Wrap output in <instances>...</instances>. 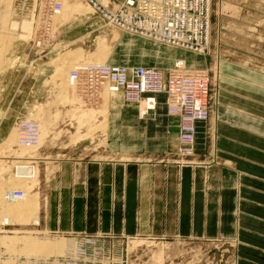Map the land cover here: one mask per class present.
<instances>
[{
  "label": "crops",
  "instance_id": "0c3cea01",
  "mask_svg": "<svg viewBox=\"0 0 264 264\" xmlns=\"http://www.w3.org/2000/svg\"><path fill=\"white\" fill-rule=\"evenodd\" d=\"M215 11L209 54L186 51L191 65L215 62L220 82L218 103L198 122L196 162H174L168 149L178 135L165 93L155 113L118 103L109 110L107 156L54 157L32 188L37 215L0 219V264H28L34 236L52 231L238 240L240 264H264V0H216Z\"/></svg>",
  "mask_w": 264,
  "mask_h": 264
},
{
  "label": "rangeland",
  "instance_id": "374dc122",
  "mask_svg": "<svg viewBox=\"0 0 264 264\" xmlns=\"http://www.w3.org/2000/svg\"><path fill=\"white\" fill-rule=\"evenodd\" d=\"M60 1L63 3V12L57 19L53 13L46 17V11H42L48 9L49 4L45 0H0V219L5 222L14 219L25 220L35 215L32 200L35 197L31 198L35 193L32 192V188L39 182V174L42 175L46 169H54V157L92 158L108 154L106 139L109 110L113 107L111 100L116 103L127 101L120 93L107 90L109 88L106 86L100 90L96 101H87L86 97L79 93V86L70 77L72 69L84 63L96 62L117 63L136 60L140 61V64L148 62L154 64L158 61L165 62L172 56H180L181 54L177 52L191 56V59L183 58L187 63L188 60H193V55L186 53L187 49H175L151 39L127 34L128 32L120 34L105 25L99 16L94 15L91 8L83 2L84 0ZM77 6L87 10L84 13L78 10ZM215 10L216 0H212L213 17L216 15ZM45 20L49 21V24L50 21L54 23L53 34H49ZM61 20H64L63 24ZM49 39L51 42L43 43H47L48 46L42 45L41 40ZM210 51L211 46L205 54L208 55ZM192 53L195 56L205 55L194 51ZM199 60L200 58L197 60L198 63ZM212 62L202 67L209 68L212 72L211 87L215 91L216 87H220V82L218 83L217 80L215 62ZM22 119L39 122L41 140L38 146L20 143L19 122ZM215 128V125L211 124V132ZM168 149L174 158L180 155L171 147ZM36 157L40 158L39 162L34 159ZM26 161L31 164L30 167L36 168L37 177L33 179L36 178L38 181H23L24 184L12 188L10 182H15L12 180L15 178L12 173L23 168L20 163L25 164ZM176 161L174 159V162ZM12 163H15L14 168L10 165ZM22 173L20 172V175ZM6 178L9 179L8 183ZM27 188L29 192L22 201L6 199L8 191L13 189L24 191ZM71 233L77 232L52 231L42 234L45 236L35 235L34 238L38 240L39 237H57L62 242L60 244L67 247L66 235ZM79 233L101 236L99 243L104 245L105 252H112L122 261H116L118 259L116 256L113 260L112 257L98 256L100 260L96 264H240L242 262L238 256V240L115 236L86 231ZM65 247L57 253L45 254L44 251H38L32 261L29 257V262H26L41 264L46 258L64 255L67 249Z\"/></svg>",
  "mask_w": 264,
  "mask_h": 264
},
{
  "label": "built area",
  "instance_id": "2783aa9c",
  "mask_svg": "<svg viewBox=\"0 0 264 264\" xmlns=\"http://www.w3.org/2000/svg\"><path fill=\"white\" fill-rule=\"evenodd\" d=\"M45 1L49 4L48 9L42 10L46 11V17L59 11L62 6L60 0ZM89 1L97 5V0ZM163 1H166L167 6L166 8L164 6L163 20L159 21V25L152 23L156 21L155 16L150 14L148 9L142 10L141 2L147 5L145 0H124L125 8L119 10V16L114 20L124 25L125 20L130 19L126 28L133 33L141 32L140 34L161 39L173 46L197 53L207 50L210 44L212 0H181L180 4L173 0ZM98 7L100 11H105L102 4L98 3ZM170 7L173 9L172 14L167 13V8ZM124 14L126 18H123ZM179 16L182 18L180 22L177 21ZM147 17L150 19L146 23ZM183 17L186 20H183ZM46 22L49 34H53L52 22L50 21V24L49 21ZM49 41L50 39L46 42ZM41 42L42 45L48 46L47 43L43 44L44 40ZM262 68L264 69V65ZM211 73L209 68L191 66L183 58H176L168 67L94 63L72 70L71 75L79 86V93L85 96L87 101H96L100 88L109 82L111 89L123 92L127 102L137 104L142 115L155 113L158 104L157 94L165 93L167 112L177 119L178 142L172 149L180 154L175 158L176 162L180 163L181 159L194 160L191 156L197 151L198 122L210 117L213 105L217 102L219 88L216 87L213 91ZM21 129L27 128L21 123ZM29 130L34 137L36 130L32 128ZM23 195L24 191L21 189L8 192L11 199L22 198ZM67 236L77 243V252L58 258L53 264H96L100 260L98 256L112 257V260L116 256L112 252H105L104 245L99 243L101 236L97 234L77 232ZM116 257L118 258L116 261H120L119 256ZM49 260L52 264V258Z\"/></svg>",
  "mask_w": 264,
  "mask_h": 264
},
{
  "label": "bare ground",
  "instance_id": "6f19581e",
  "mask_svg": "<svg viewBox=\"0 0 264 264\" xmlns=\"http://www.w3.org/2000/svg\"><path fill=\"white\" fill-rule=\"evenodd\" d=\"M145 1H147V5L145 3H142L141 2V8H142V10L143 9H148L149 13L152 14L153 16H155V20L156 21H153L152 23L153 24L156 23L157 25H159V21H162L163 20V13L165 11L164 10V6H165V8L167 6L166 1H163V0H145ZM173 1H178L177 2L178 4L181 3V0H173ZM83 2L85 4H87L91 8V11H92V13H94V15L99 16V18L104 22L105 25H107L108 27H111L112 29H114L117 32H119L120 34L127 33L128 32L127 34L136 35V36H139V37H142V38H146V39H151V40H154L157 43L166 44V45H169L171 47L181 49V47L173 46L172 44L167 43L166 41H162L161 39H158L157 40V39H154V38H150V36H147V35H144V34H140L141 32L140 33H133L132 31H130L129 28H128L129 30L126 28L127 25H129V23H130L129 22L130 19H128L127 21L125 20V24L124 25H122L120 23L118 24V22H116L114 20V18H118V16H119V10L125 8V6H123L124 0H106V1L97 0V5L91 3L89 0H84ZM98 3H100V4L103 5V7L105 8V11H100L99 10ZM61 4H62V6H61L60 10L57 11L56 13H53V16L55 15V18H57L58 16L62 15V12H63V3H61ZM77 8L80 11H84V13L87 10V9L85 10L84 8H80L79 6H77ZM172 10L173 9L171 7L170 8H167V13H171L172 14ZM124 17L126 18V15L125 14L123 15V18ZM149 19L150 18L147 17V20H145V22L147 23V21ZM181 20H182V18L179 16L177 18V21L180 22ZM183 20H186V18L183 17ZM63 22H64V20H61V24H63ZM51 24H52V29H55L54 23L52 22ZM194 29L196 30L197 28H194ZM44 42H46V41H44ZM41 46H37V47L39 48ZM209 46H210V44H209ZM182 49H184V48H182ZM186 51L192 52V50H189V49H187ZM207 51H208V49L207 50H204L202 52H199L198 54H205ZM177 53L181 54L180 56H183L181 58H184V59L190 58L191 59V56H189V55L185 56L182 52H177ZM96 63L106 64V63H110V62H96ZM91 64H94V63H87V64L84 63V64H82L80 66H86V65H91ZM80 66H77L74 69L80 68ZM74 69H72V70H74ZM72 70L70 71V77H71V79L73 81H75L73 79L72 75H71ZM217 77H218V75H217ZM104 86H106L107 88H109L107 90L113 91L112 93H116L117 92V93H120L121 95H123V92L121 90H119V89L118 90L111 89L109 82L104 83L103 86L100 88V90H102L104 88ZM123 98H124V95H123ZM111 101H112V106H116L118 104V102L116 103L114 100H111ZM120 103H121V101H120ZM129 103H131V102H129ZM21 123L24 124L25 128H27V129H25V130L21 129ZM30 125H32V126L31 127H28ZM31 128L34 129V130H36L34 137H33V133H31L32 131L30 132V130H29ZM19 130H20V143H22L24 145H31V146H38L39 145L40 140H41V131H40V125H39V122L38 121H36V120L22 119L19 122ZM1 139H3V138H1ZM6 139H4V140L6 141ZM179 162H181V163H195L196 161L195 160H188V159L187 160L181 159ZM13 164H15V163H12L10 165H12V167H13ZM30 165L31 164L28 161H26L25 164L24 163L23 164L20 163V166H24L23 168H20L18 170L15 168L17 171L15 173L14 172L12 173V176H15V178L13 177L14 179H12V180L13 181L15 180V182H12L11 180H10L11 182L9 181L10 183H12V188H16L17 185H22V183L24 184V182H26V181H30V182L38 181V179H36V178L33 179L34 177H37L36 168H34V166L30 167ZM15 169H14V171H15ZM19 171L21 173L22 172L23 173L20 175V172ZM13 174H15V175H13ZM6 179H7V183H8V180L9 179L8 178H6ZM32 179H33V181H32ZM31 185H29V186H31ZM24 189H25V186H24ZM28 190H29L28 188L26 190H24V195H23L22 198H16V199L9 198L8 197V192H10V191H8L7 194H6V199L9 200V201H16V202H18L17 201L18 199H24L26 197V193L29 192ZM37 196H38L37 193H35L34 196L31 195V198L32 197H35V198H32V200L34 202V208L33 209L35 210V215H37V213H38V211H37L38 210V204H37L38 203V199H37L38 197ZM37 218L38 217H35V219H37ZM36 233H38V232H36ZM23 236H24V238H27V239L29 237L31 239V237H32V236H29V235H23ZM66 238L68 240L67 247H65L64 245H61L60 243H62V242H60V239H58L57 237H39L38 238V240L36 241L37 251H44L45 254H46V252L47 253H51V252L57 253L61 249H64L63 247L67 248V249H65L66 252H64V255L57 256V257L46 258V259L42 260L41 264H43V263L50 264L51 261L49 259H51V258L53 260L52 261V264H53V263H56L57 262L58 258H60V257H66L67 255H73L74 253L77 252L78 246H77V243L75 242V240L73 238H71V237H68L67 235H66ZM21 239H23V238H20V240Z\"/></svg>",
  "mask_w": 264,
  "mask_h": 264
}]
</instances>
